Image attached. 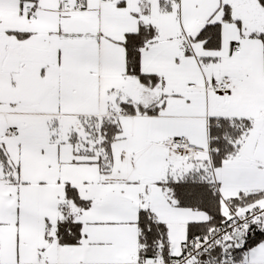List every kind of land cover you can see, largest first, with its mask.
Masks as SVG:
<instances>
[{
    "label": "crops",
    "instance_id": "crops-1",
    "mask_svg": "<svg viewBox=\"0 0 264 264\" xmlns=\"http://www.w3.org/2000/svg\"><path fill=\"white\" fill-rule=\"evenodd\" d=\"M72 1L0 0V264H139L143 210L166 226L170 256H180L190 225L209 216L175 206L160 183L211 157L181 160L162 145L186 137L208 148L210 125L223 118L250 120L251 134H259L230 158L237 169L212 167L217 190L227 205L261 193L237 214L264 207L261 0H87L80 11L67 8ZM225 6L231 22L223 21ZM218 23L219 40L197 39ZM140 25L158 30L141 54L142 73L158 78L152 86L127 71L125 40ZM223 80L227 93L216 89ZM124 104L158 111L131 113ZM104 118L121 132L111 164L102 166L74 138ZM66 186L88 205L67 200ZM64 207L82 226L79 244L62 245L56 236ZM242 261L264 264V241Z\"/></svg>",
    "mask_w": 264,
    "mask_h": 264
},
{
    "label": "trees",
    "instance_id": "trees-1",
    "mask_svg": "<svg viewBox=\"0 0 264 264\" xmlns=\"http://www.w3.org/2000/svg\"><path fill=\"white\" fill-rule=\"evenodd\" d=\"M23 4H33L38 0H21ZM264 5V0H261ZM32 7V6H31ZM223 21H233L231 9L225 6L223 9ZM221 23L208 24L198 34L197 39L209 44L211 41L219 40ZM158 37V30L155 27L140 25V29L135 34H129L125 40L127 54L128 76L137 79L140 83L152 86L158 82L157 77L146 76L141 71V54L151 46ZM264 43V36H260ZM123 107L129 112H141L154 114L158 108H139L135 109L131 104H124ZM88 129L84 143L82 138L78 140L77 147L85 151L83 153L89 156H97L101 165L111 164V145L120 134L121 130L117 121L113 118H104L100 121L87 123ZM252 129V122L244 119L223 118L219 124L212 123L209 129V136L214 151L210 161L192 169L183 177L169 179L161 182L163 190L167 194L169 201L175 206L184 209H191L207 214L209 221L202 224L190 225V238L194 236L206 237L215 229L224 226L230 221L231 212H236L249 201H253L261 196L258 194L241 195L236 199L229 201L228 214L224 212L223 201L217 190L216 184L212 179V167L218 168L222 163L234 156L239 155L241 141ZM93 141L95 146L88 151ZM95 142V143H94ZM84 145V147L82 146ZM98 149V153L97 150ZM97 153V154H95ZM195 161V160H194ZM4 162V161H3ZM104 169V168H103ZM67 200L73 201L79 207H86L87 202L81 200L76 191L71 186H66ZM63 219L59 221L56 228V236L62 245L79 244L83 238L82 226L77 223L69 213L67 207L62 208ZM140 227V262H151L162 258L166 260L170 256V244L168 240V231L166 226L154 223L148 211H141L139 221ZM264 241V229L254 224L249 231L241 235L239 240L233 242L226 241L220 245L213 253L203 255L197 264H214L221 260L226 254L234 255L238 260H242L244 254ZM158 252L161 255H158Z\"/></svg>",
    "mask_w": 264,
    "mask_h": 264
},
{
    "label": "built area",
    "instance_id": "built-area-1",
    "mask_svg": "<svg viewBox=\"0 0 264 264\" xmlns=\"http://www.w3.org/2000/svg\"><path fill=\"white\" fill-rule=\"evenodd\" d=\"M87 0H73L72 5L67 7L69 10L73 9L80 11L84 8ZM26 12L34 16V11L31 6L26 8ZM235 52L239 53L240 49L235 48ZM231 87L230 81L223 80L216 85V89L220 93L229 92ZM219 124V122H217ZM166 150L178 154L184 160L193 161L197 154L206 153L210 157L214 151L211 143L208 148L197 146L188 141L186 137H179L172 139L162 145ZM153 222L157 223L158 219L152 217ZM254 224L260 225L264 229V207H256L252 210L237 214L231 212L230 221L222 227L212 231L206 237L194 236L189 238L182 246V254L178 257L169 256L166 260L157 259L151 262H139V264H197L200 258L207 254L213 253L217 248L226 241L233 242L237 237L246 234L250 227ZM51 228H46V233L49 234ZM160 256L161 253L158 252ZM214 264H244L242 260H238L232 254L224 255L220 261Z\"/></svg>",
    "mask_w": 264,
    "mask_h": 264
},
{
    "label": "rangeland",
    "instance_id": "rangeland-1",
    "mask_svg": "<svg viewBox=\"0 0 264 264\" xmlns=\"http://www.w3.org/2000/svg\"><path fill=\"white\" fill-rule=\"evenodd\" d=\"M252 134H253V132H252ZM251 134V131H249L248 132V134H247V137L246 138H244L245 140L244 141H246L247 139H248V137H249V135L251 136L252 135ZM259 134V132H257V133H255V134H253V137H255L256 136V138H257V135ZM85 137H86V135H83V136H81V138H82V142L84 143V141H85ZM253 139V138H252ZM85 145H89V144H85ZM92 145V146H91ZM91 145H90V147H94L93 146V141H91ZM82 146V145H81ZM82 147H84V145L82 146ZM242 149V146H240V150ZM176 154V153H175ZM178 155V154H177ZM179 156V155H178ZM179 158L181 159V160H184L183 158H181L180 156H179ZM209 161V160H208ZM236 161L237 160H234V159H228V160H226V161H224L223 163H222V167H226L229 171H232L233 169H237V167H238V164L236 163ZM204 164V163H203ZM202 164V165H203ZM187 165V166H186ZM186 165L183 167V169H187V170H192V169H194V168H197V166H195V165H193V164H190V163H186ZM189 168H191V169H189ZM222 201H223V207H224V212H225V214L227 215L228 214V205L226 204V202L225 201H227L226 199H225V197H223V199H222Z\"/></svg>",
    "mask_w": 264,
    "mask_h": 264
}]
</instances>
